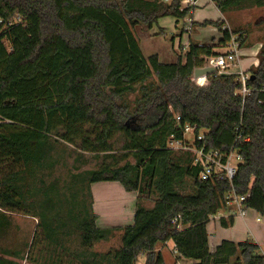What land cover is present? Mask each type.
I'll return each mask as SVG.
<instances>
[{
    "label": "trees",
    "instance_id": "16d2710c",
    "mask_svg": "<svg viewBox=\"0 0 264 264\" xmlns=\"http://www.w3.org/2000/svg\"><path fill=\"white\" fill-rule=\"evenodd\" d=\"M182 1L0 0V208L36 217L38 241L69 255L71 264H137L145 253V264H164L156 247L168 241L190 264H230L233 258L264 264L251 239L223 240L211 252L207 230L233 195L249 193L245 206L264 215V47L258 67L249 68L245 99L237 75H209L207 86L192 81L231 32L244 47V31L224 28L222 19L201 24L223 33L218 45L191 42L174 63L158 54L145 57L135 27L152 28L165 16L180 23L189 14ZM215 5L225 13L264 6V0ZM134 93L132 108L125 98ZM185 125L206 131L205 139L194 141L197 149L225 156L237 150L242 161L232 182L218 173L203 180L195 153L170 148L172 136L185 139ZM115 149L125 154L109 155ZM101 153L114 164L81 169L87 155ZM70 160L75 171L52 178ZM109 181L137 192L134 222L126 227L98 224L91 186ZM220 223L228 228L234 217ZM10 224L0 212V233ZM116 231L118 247L94 249ZM18 258V250L0 247V264H22Z\"/></svg>",
    "mask_w": 264,
    "mask_h": 264
},
{
    "label": "rangeland",
    "instance_id": "374dc122",
    "mask_svg": "<svg viewBox=\"0 0 264 264\" xmlns=\"http://www.w3.org/2000/svg\"><path fill=\"white\" fill-rule=\"evenodd\" d=\"M163 1V0H158ZM166 1V0H165ZM194 16L197 19L198 25L200 27H204L201 24L207 19V17H223L226 18L227 23L230 25V28L238 31H244L245 34V42L243 44V49L241 52V63L244 58L248 60L249 68L251 70H255L258 65H254L253 61H258L259 52L263 50L264 47V6L258 7H250V8H243L241 10H230L225 12L224 14L219 12V9L214 6L213 4L207 5V7L197 8L194 12ZM225 16V17H224ZM175 17L165 16L158 19V21L153 25L152 29L147 28L144 25H140L135 27L136 35L139 39V44L142 49V52L145 57H148L153 54H159L160 59L162 62L165 63H174L177 61V54L179 50H177V27L175 26ZM179 28V27H178ZM195 31L192 33L195 34L197 32V26L194 29ZM205 34L204 37L206 39H202L201 41H194L193 39L185 37L183 42L187 40L188 43L196 42V43H206L205 41L212 42L213 40L216 42L222 37L223 33L220 32L218 38L211 39L212 32L217 30L214 26H207V28L203 29ZM191 35V36H192ZM218 35V34H217ZM212 40V41H211ZM221 52H224L225 48L221 47L219 49ZM244 64V63H243ZM229 71L232 73H238L239 68L238 66L232 65L229 68ZM155 79V78H153ZM138 94H129L126 96L125 101H127L130 106L133 108L136 104V98ZM186 139L193 143L195 139V134L188 132ZM122 140L116 144V148L121 147ZM125 154L122 149H115L113 150L112 154L115 155L117 158H121ZM105 155L101 153L99 155L91 154L87 155V163L82 166L81 169H93L98 168L103 162H110L114 164V159L112 156ZM131 161L134 162L132 157L129 158ZM73 161L70 160L67 167L60 166L55 171L52 178H65L71 172L75 170L72 168ZM124 162L120 161L119 165H123ZM113 184L121 185L119 182H115ZM97 192V201L99 207H101V213L99 214L100 220L103 217L104 220H101L102 223H105V220L110 221L111 219H115L121 211V206L125 205L126 200L122 197L121 193L118 191L116 187H107L106 184H98ZM97 191V190H96ZM137 199V198H136ZM94 202V200H93ZM145 203V206H151L153 204L150 200H144L142 202ZM94 204V203H93ZM134 206L133 202H129L128 205ZM232 209H235V206H231ZM229 208L223 209L220 211V214L215 215L216 219H212V221L208 224L207 228H213L216 224L217 227H222L221 223L219 222V217L227 216ZM0 212H5L6 215L10 219V226L8 229L4 230L0 233V247L2 248H10L16 249L20 252V260L22 264H57L58 261L61 259V264H71V257L64 252L60 251V253L54 252L52 248H46L45 244L38 239H40V230L38 228V219L30 214H25L19 211L14 210H7L4 211L0 208ZM248 217L256 216V212L251 209L249 210ZM263 222L257 223L253 222L251 228L253 230V234H255L256 239H258V244H260V253H264V215L262 216ZM239 217H236V222L232 225L234 229L223 230L222 236L223 238H230L237 239L238 236H234V230H241L239 226H245L239 221ZM111 221L110 223H113ZM106 222V224H110ZM119 224L120 222H116ZM215 223V224H214ZM126 224V223H124ZM214 224V225H213ZM248 229L243 228V233L247 234ZM120 232L116 231L113 234V238L110 239L109 242H100L94 246L95 250L98 251H108L111 247H118L121 243V237L119 236ZM36 235V236H35ZM35 238V239H34ZM250 238H253L251 235ZM77 239H74L72 242L71 248H77ZM161 244L156 247V251H159ZM168 250V251H167ZM163 252H160L164 258V264H179V256L177 257L173 250H169V248ZM166 256V258H165ZM148 259V254L141 256L138 259L137 264H145ZM181 264H188V262L184 259H180ZM78 264V263H75ZM230 264H236V258L231 260Z\"/></svg>",
    "mask_w": 264,
    "mask_h": 264
},
{
    "label": "built area",
    "instance_id": "2783aa9c",
    "mask_svg": "<svg viewBox=\"0 0 264 264\" xmlns=\"http://www.w3.org/2000/svg\"><path fill=\"white\" fill-rule=\"evenodd\" d=\"M168 1V0H167ZM203 0H183L181 8L183 10L188 11V15L180 22V31H182L183 37H187L188 39L191 37L192 33L195 31V18H194V12L195 10L200 7L201 5L209 4V3H215V0H205L206 2L201 4ZM224 22V28L231 30L230 25L227 23L226 18L223 20ZM184 40L182 38H177V50H181L182 52H186L189 48V44L187 40L183 42ZM221 47H224V52H219V54L208 56L204 59V66L205 67H213L216 69V72L214 74L219 75H237L239 77V80L241 82V89L239 93L242 97L245 99V95L249 94L251 92V88L248 86V79L250 78V72L249 69H245L243 67V63H241V52L243 47L241 48L240 42L238 40V36L231 32V36L227 42H225L224 45ZM234 65L238 66L239 72L238 73H232L229 71V68ZM212 75V74H210ZM209 77V76H208ZM208 77H195L194 73L192 75V81L197 83L199 86H207L209 84ZM201 79V80H200ZM264 89V88H263ZM177 120H180V116L177 117ZM188 132L195 134L196 140H203L206 136V131L203 129H198L196 125H185L183 128V133L185 135V139L179 140L175 139L174 136H172L171 140L169 141V146L171 149H182V150H189L195 153V163H200L203 167L201 171V178L203 180H207L212 173H218L221 175L222 179H227L230 182L234 179L236 176V173L239 169L238 164L242 161L241 155L237 152V150L233 149L228 155L222 154L218 150H211V151H205L204 149H197L195 147V143H190L186 137ZM242 137V136H240ZM245 140H249L247 137ZM225 159V161H223ZM249 196V193L244 196H237L233 195L230 197L228 206H230L228 215L229 216H241L243 218H246V215L249 213V210L252 208H249L248 206H245L246 198ZM235 206V209H232L231 206ZM255 211V210H254ZM256 212V211H255ZM217 214H220L218 212ZM215 214V215H217ZM212 215L210 218L216 219ZM226 217V216H224ZM256 221L257 222H263L262 216L256 212ZM220 219L223 217H219ZM173 253L176 254L178 257L177 250L174 249ZM264 255V253H263ZM179 264L180 259H179Z\"/></svg>",
    "mask_w": 264,
    "mask_h": 264
},
{
    "label": "crops",
    "instance_id": "0c3cea01",
    "mask_svg": "<svg viewBox=\"0 0 264 264\" xmlns=\"http://www.w3.org/2000/svg\"><path fill=\"white\" fill-rule=\"evenodd\" d=\"M206 1L205 0H203L202 2H201V4H203V3H205ZM211 4H213L214 6H216L215 5V3H207V4H205V5H201L200 7H198V8H201V7H207V5H211ZM217 7V6H216ZM220 12V11H219ZM221 13V12H220ZM222 14H224V13H222ZM225 17V16H224ZM194 18H195V16H194ZM223 17H207V19H205V21H207V20H214V21H217V20H219V19H222ZM176 19V18H175ZM195 21H196V26H197V32H195V34H193L190 38L191 39H193L194 41H198V40H204V39H206L207 37H204V34H205V32H204V30L203 29H205V28H207V26H214V25H211V24H208L207 26H205V27H200L199 25H198V22H197V19L195 18ZM204 21V22H205ZM175 26L177 27V31H178V33H177V38H182V39H184L185 37H183V35H182V31H180V23H177L176 21H175ZM153 27V26H152ZM179 27V28H178ZM215 28H216V30H217V33L215 34V31H211L212 32V35H211V39L213 40L214 38H218L217 36H219L221 33H220V31L217 29V27L216 26H214ZM152 29V28H151ZM220 33V34H219ZM218 34V35H217ZM223 35V34H222ZM223 37V36H222ZM222 37H220L219 38V40L218 41H212V42H210V40L207 42V41H205L206 43H199V44H201V45H212V44H214V45H218L219 44V42H220V39L222 38ZM188 39V38H187ZM191 43V42H190ZM141 48V47H140ZM220 48H217V50H219ZM220 51V50H219ZM221 52V51H220ZM158 54V53H157ZM156 54V55H157ZM153 55H155V54H153ZM159 55V54H158ZM159 58H160V55H159ZM161 60V59H160ZM172 63V62H171ZM242 63H244L243 64V67L245 68V69H249V63H248V60L246 59V58H244L243 59V61H242ZM253 64L254 65H259V63H258V61H253ZM113 183H115L114 181H109V182H97V183H93L92 184V191H93V200H94V210H95V212H96V214L98 215V218H97V221H98V224H99V226L100 227H107V228H110V227H112V226H114V227H126L127 225H129V224H132L133 222H134V213H135V210H136V207H137V202H136V198H137V192H134V191H127V190H125V188L122 186V185H117V184H113ZM98 184H106V185H108L107 187H116L117 189H118V191L121 193V195H122V197L126 200V204L125 205H122L121 206V209H120V211H121V213L117 216V217H115V219H111L110 221H108V220H105L104 222L105 223H102V221L101 220H104L103 219V217H101V220H100V217H99V214L101 213V207H99V205H98V203H96V201H97V192H98V187L96 186V185H98ZM97 190V191H96ZM129 202H133L134 203V206L132 207V205L130 204V205H128V203ZM100 212V213H99ZM248 215L249 214H247L246 215V218H243V217H241V216H238V215H235V216H233L234 217V223L236 222V217H239V221L242 223V224H244L245 226H239V228H241V230H239V231H237V230H234V232H233V234H235L234 236H238L237 237V239H231V237L230 238H223V236H222V232H223V230H228V229H234V226H230V227H228V228H225V227H217L216 226V224H215V226L213 227V228H207V230H208V235H209V245H210V251L211 252H213L214 250H215V248L223 241V240H233V241H235V242H240V241H246L247 239H251V240H253V241H255L256 243H258V239H256V236H255V234H253V230H252V228H251V225H249V224H251V223H253V222H257L256 221V217L255 216H250V217H248ZM222 217H224V216H222ZM225 218H228L227 216L225 217ZM219 220H221L220 218H219ZM111 221H114L113 223H110ZM212 221V220H211ZM106 222H108V223H110L109 225L108 224H106ZM116 222H120L119 224H117ZM220 222V221H219ZM124 223H126V224H124ZM257 223H261V222H257ZM213 224V225H214ZM246 228V230L248 229V232H247V234H244L243 233V228ZM119 234V233H118ZM253 236V238H250V236ZM259 246H260V244H258ZM169 248V250L171 249V250H173L174 251V249H175V244H174V242L173 241H168V242H166V243H162L161 244V247H160V249H159V252H163L164 253V251L165 250H167ZM168 251V250H167ZM164 255H165V253H164ZM165 258H166V256H165ZM187 262H188V264H190L191 263V261H188V260H186ZM179 263V262H178Z\"/></svg>",
    "mask_w": 264,
    "mask_h": 264
},
{
    "label": "water",
    "instance_id": "95a60500",
    "mask_svg": "<svg viewBox=\"0 0 264 264\" xmlns=\"http://www.w3.org/2000/svg\"><path fill=\"white\" fill-rule=\"evenodd\" d=\"M216 72V69L213 67H205V68H201L198 67L194 70V76L195 77H208L210 74H214ZM251 78L253 79L254 76H251Z\"/></svg>",
    "mask_w": 264,
    "mask_h": 264
},
{
    "label": "bare ground",
    "instance_id": "6f19581e",
    "mask_svg": "<svg viewBox=\"0 0 264 264\" xmlns=\"http://www.w3.org/2000/svg\"><path fill=\"white\" fill-rule=\"evenodd\" d=\"M201 80V79H200Z\"/></svg>",
    "mask_w": 264,
    "mask_h": 264
}]
</instances>
